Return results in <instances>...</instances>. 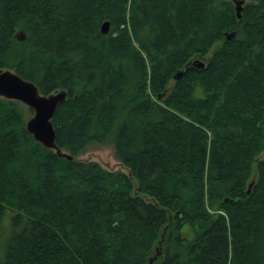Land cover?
<instances>
[{
	"label": "trees",
	"instance_id": "1",
	"mask_svg": "<svg viewBox=\"0 0 264 264\" xmlns=\"http://www.w3.org/2000/svg\"><path fill=\"white\" fill-rule=\"evenodd\" d=\"M246 2L0 0V68L67 90L52 121L74 155L0 96V264H264V0ZM110 135L129 173L75 158Z\"/></svg>",
	"mask_w": 264,
	"mask_h": 264
},
{
	"label": "water",
	"instance_id": "2",
	"mask_svg": "<svg viewBox=\"0 0 264 264\" xmlns=\"http://www.w3.org/2000/svg\"><path fill=\"white\" fill-rule=\"evenodd\" d=\"M243 1L244 0L236 1L235 12L238 17L242 16L240 11L243 8ZM109 26V21H104L101 24V33L106 34V32L109 31ZM235 35V30L226 32L228 39H231V37ZM18 38L21 40L24 39V37L21 36H18ZM194 64L203 67L204 62L195 60ZM183 72L184 69L177 71L174 74V78L180 77ZM36 85L35 82L25 79L14 70L0 68V96L7 99L19 100L34 111V114L25 123L28 132L43 146L54 149L59 156L73 160L74 155L62 150L57 145L56 130L52 121L59 104L66 100L68 92L65 89H60L48 94H43ZM254 182L255 179L253 178L248 185L247 189L249 193ZM226 200L227 198L225 201Z\"/></svg>",
	"mask_w": 264,
	"mask_h": 264
},
{
	"label": "rangeland",
	"instance_id": "3",
	"mask_svg": "<svg viewBox=\"0 0 264 264\" xmlns=\"http://www.w3.org/2000/svg\"><path fill=\"white\" fill-rule=\"evenodd\" d=\"M236 1H239V0H233L235 6L237 4ZM246 1L247 0L243 1V4H242L243 7L247 3ZM242 11H243V8L240 11V13H242ZM17 34H18V36L24 37V39H25V33H23L22 31H17ZM18 36H16V37H18ZM193 60L194 59H191L190 61H193ZM190 61H188V62H190ZM173 82H174V80L172 79L171 84ZM12 100H14V99H12ZM15 101L18 102L19 108H21V111L23 113V116L25 118V123H26V121L34 114V111H33V109H31L28 105L24 104L23 102H21L19 100H15ZM113 144H114L113 135H110L105 140H103L101 142L90 143L89 145H87V147L85 149L78 152L75 155V158L79 159V160L96 161L102 167H104L107 170H111V171L121 170V171H124L126 173H129V169H127V167L116 157L115 148H114ZM258 158L259 159L264 158V149L261 150V153L258 155ZM253 177H256V176H253ZM183 229H184L183 235H182L183 237H188V238L193 237L195 232H196V229H194L190 226L189 227L185 226Z\"/></svg>",
	"mask_w": 264,
	"mask_h": 264
}]
</instances>
